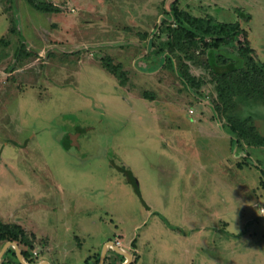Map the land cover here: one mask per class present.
<instances>
[{
	"label": "rangeland",
	"instance_id": "1",
	"mask_svg": "<svg viewBox=\"0 0 264 264\" xmlns=\"http://www.w3.org/2000/svg\"><path fill=\"white\" fill-rule=\"evenodd\" d=\"M175 10L238 23L264 63V0H0V222L32 263L96 264L113 242L130 264H264V146L227 136L207 50L171 46ZM235 103L264 137V103Z\"/></svg>",
	"mask_w": 264,
	"mask_h": 264
},
{
	"label": "trees",
	"instance_id": "2",
	"mask_svg": "<svg viewBox=\"0 0 264 264\" xmlns=\"http://www.w3.org/2000/svg\"><path fill=\"white\" fill-rule=\"evenodd\" d=\"M33 5L40 12H60V9L53 4L37 3ZM171 19L176 25L172 29L174 41L171 46L176 47L182 53H188V50L185 49L186 43H189L190 47L196 51L199 49L207 50V68L216 81L217 103L213 108L220 119L223 117L228 122L227 128L223 126L227 136L231 138L235 145H239V141L244 139L250 145L264 146V137L257 131L253 118L240 120L233 115L237 110L235 103L237 97L264 103V63L255 56V51L251 47L246 31L238 23L212 22L176 10L171 13ZM237 37L240 38V57L235 59L228 56V52L224 47ZM167 58L171 67L176 71L173 58L170 56H167ZM103 67L114 75L121 85H125L127 78L119 66L107 61L103 63ZM179 77L182 83L188 87L189 82L186 77L183 75H179ZM64 147L66 150L69 149V141L64 143ZM256 166L261 168L258 165ZM116 168L124 174L127 182L132 184L137 194L141 196L139 187L133 181L134 175L132 172L123 167ZM261 170L264 173V169L261 168ZM143 203L146 206L145 202ZM8 238H10L9 241ZM10 240L17 243L18 246L33 247L27 233L20 225L0 222V241L10 242ZM9 253L17 257L16 252L12 250H8L5 256ZM22 255L26 262L34 264L31 262L27 250H22ZM115 255L119 259L118 264L125 262L124 256L117 255V253ZM16 260L17 264H22L18 258ZM96 262V264H99L100 258Z\"/></svg>",
	"mask_w": 264,
	"mask_h": 264
},
{
	"label": "water",
	"instance_id": "3",
	"mask_svg": "<svg viewBox=\"0 0 264 264\" xmlns=\"http://www.w3.org/2000/svg\"><path fill=\"white\" fill-rule=\"evenodd\" d=\"M133 181H134L135 185L138 187L139 184H138L137 180L134 177H133ZM10 247H13L15 249L16 254H17L20 262L22 264H27V262H25V259H24L23 255H22V252H21L18 244L15 243V242H8L7 244H5V246L3 247L2 251L0 252V261L4 257L5 253L7 252V250ZM109 247H111L115 252H117V253H119L121 255H124L126 257V261H125L124 264H130L132 262V255L131 254H129L128 252L122 250L115 243L109 242L108 244H106L104 246V248L102 250L101 259H100V263L99 264H104ZM41 264H47V263L44 262V263H41Z\"/></svg>",
	"mask_w": 264,
	"mask_h": 264
},
{
	"label": "crops",
	"instance_id": "4",
	"mask_svg": "<svg viewBox=\"0 0 264 264\" xmlns=\"http://www.w3.org/2000/svg\"><path fill=\"white\" fill-rule=\"evenodd\" d=\"M124 251H125V250H124ZM107 253H108V252H107ZM124 263H125V262H124ZM124 263H123V264H124Z\"/></svg>",
	"mask_w": 264,
	"mask_h": 264
}]
</instances>
